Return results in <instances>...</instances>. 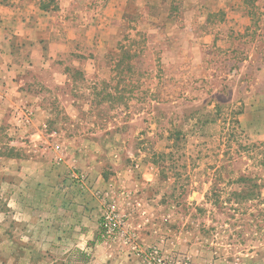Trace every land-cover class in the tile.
Wrapping results in <instances>:
<instances>
[{"label":"rangeland","instance_id":"1","mask_svg":"<svg viewBox=\"0 0 264 264\" xmlns=\"http://www.w3.org/2000/svg\"><path fill=\"white\" fill-rule=\"evenodd\" d=\"M80 1L93 20H103L108 4L125 9L109 22L113 40L99 50L93 74L70 65L67 83L41 74L37 95L49 109L43 137L30 138V122L16 117L17 125L10 110L1 112L0 264H65L21 236V201L38 177L50 203L98 198L101 264H150L154 249L163 264H264V0H245L250 29H222L231 42L224 47L206 27L182 28L190 24L184 0ZM167 1L178 26L168 30L158 12ZM59 3L43 0L50 9ZM73 11L75 25L88 22ZM55 162L66 166L60 179L50 175ZM72 171L85 175L84 189ZM98 177L103 184L90 188ZM108 201L124 223L110 237L100 226Z\"/></svg>","mask_w":264,"mask_h":264},{"label":"crops","instance_id":"2","mask_svg":"<svg viewBox=\"0 0 264 264\" xmlns=\"http://www.w3.org/2000/svg\"><path fill=\"white\" fill-rule=\"evenodd\" d=\"M184 1L187 7L185 13L188 14L190 24L182 28L205 30L206 27L215 32L218 46H226L225 41H228L227 46L231 45L229 35L220 34L222 29L234 30L236 33L250 29L252 16L245 0ZM165 5L159 7L158 12L165 21V28L173 29L177 26V22L168 19L171 12L169 2L167 1ZM85 7V1L82 3L80 0L77 2L60 0L59 6L54 9L45 7L43 0H0V116L2 111L10 110L15 124L20 125L21 121L17 118H20L23 109L29 110L34 116L29 121V127L34 129L30 138L43 137L42 127L46 125V118L49 117V109L37 95L39 93L37 88L42 82L41 76H47L48 81L55 78L54 80L67 83L70 78L66 72V65L81 68L87 76L93 74L92 67L95 61L102 58L99 50L104 51L113 40L114 32L109 28V22L118 18L119 13L124 12L125 4L123 2L116 8L114 5H106L104 10L102 9V19L105 22L93 20ZM71 11L76 14L80 12L79 20L85 22L88 20V22L75 25L70 21L71 15L68 14ZM206 13L220 14L221 18L217 22H210L206 20ZM197 36L194 38L192 48L195 56V51L199 50L206 41L203 33L198 38ZM87 46H89L88 53L85 52ZM94 47L96 50H93ZM185 50L186 48L181 49L180 55L175 60H183ZM68 55L73 58L69 64L66 59ZM61 64L64 68L55 66ZM31 166L25 171L29 172L27 173L29 175L30 171L37 170L34 169L36 164L32 163ZM53 167L50 175H55L54 178L57 179L62 178L66 166L62 162H55ZM38 171L49 174L45 169ZM57 173L61 175L57 177ZM42 178L38 177L35 183H29L26 192L28 197L21 201L24 210L21 213L22 238L26 241H34L36 252L48 251L61 254L64 256L62 260H65V264L81 263L76 261L77 254L83 255L88 260L85 264L106 262V256L102 252L103 243L96 240L99 226L97 210L99 212L100 207L98 198L95 197L94 202L88 198L83 200L76 197L68 201L50 203L49 199L43 197L45 186L38 185ZM92 184H103V180L98 177L94 183L92 179L90 188ZM95 188L99 186L93 187L95 193L102 191ZM34 190L37 193L36 201L33 199ZM10 201L8 206L14 205V201L12 199ZM129 254L130 258H133V253L129 252Z\"/></svg>","mask_w":264,"mask_h":264},{"label":"built area","instance_id":"3","mask_svg":"<svg viewBox=\"0 0 264 264\" xmlns=\"http://www.w3.org/2000/svg\"><path fill=\"white\" fill-rule=\"evenodd\" d=\"M31 112L25 110L22 112L20 118L23 119L24 122H29ZM71 176L74 181L77 182L81 189H84L86 186L85 175L83 173L72 171ZM107 208L102 214L101 227L104 229V234L107 237L117 235L123 228V221L121 216L115 210V204L113 201H108ZM147 263L150 264H163L162 258L160 257L158 251L156 249L148 251V254L145 257Z\"/></svg>","mask_w":264,"mask_h":264}]
</instances>
